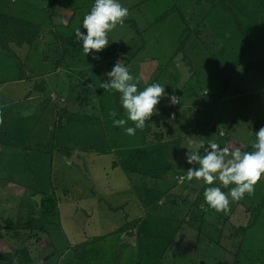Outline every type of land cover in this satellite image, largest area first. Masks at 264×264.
<instances>
[{"label": "rangeland", "instance_id": "rangeland-1", "mask_svg": "<svg viewBox=\"0 0 264 264\" xmlns=\"http://www.w3.org/2000/svg\"><path fill=\"white\" fill-rule=\"evenodd\" d=\"M94 2L0 0L38 28L0 40V264H264V176L217 211L203 193L221 182L189 181L186 161L196 143L234 149L230 134L264 127V0H120L129 15L99 59L76 37ZM117 61L138 91L165 86L135 135L113 125L126 111L102 88Z\"/></svg>", "mask_w": 264, "mask_h": 264}, {"label": "clouds", "instance_id": "clouds-1", "mask_svg": "<svg viewBox=\"0 0 264 264\" xmlns=\"http://www.w3.org/2000/svg\"><path fill=\"white\" fill-rule=\"evenodd\" d=\"M128 15V8L120 0H95L91 11L83 19L82 26L86 31H76L83 52L99 59L96 53L109 46V32L122 24ZM106 75L108 79L103 81L102 88L120 93V104L127 115V119H113V125L122 128L128 135H135L137 129L144 128L146 120L159 111L157 105L166 93L165 86L156 82L138 91V83L134 82L136 78L120 61ZM129 121L134 126L126 127ZM252 148V151H242L240 148L222 147L212 141L207 145L196 143L194 149L188 148L186 161L194 167L187 170V179H202L207 185H213L218 180L222 184L204 189L206 203L211 208L226 211L232 201H239L255 190V185L264 176V127L255 133ZM229 185L235 186L229 188ZM222 187L229 188L228 192Z\"/></svg>", "mask_w": 264, "mask_h": 264}, {"label": "trees", "instance_id": "trees-1", "mask_svg": "<svg viewBox=\"0 0 264 264\" xmlns=\"http://www.w3.org/2000/svg\"><path fill=\"white\" fill-rule=\"evenodd\" d=\"M15 28V30H14ZM37 26L28 23V22H22L19 21L15 18H10L7 17L5 15H0V40H3L4 38L2 36L4 35H10L13 31V35H16L17 38L22 39L26 38L27 42H32L36 36L37 33ZM32 33V34H31ZM29 35H31V37H29ZM141 160L143 161H149L150 160V155H146V154H142V156L140 157ZM53 203L54 205H56L57 203V199L56 197H54L53 199ZM42 208L45 212H47V203L44 201L42 203ZM131 223V222H130ZM135 225V224H134ZM125 231H128V228L126 226L121 227L120 229H118V231L111 233L110 235H117V234H122ZM107 237H109V235L107 236H100V237H93L92 239L87 240L86 242L81 243L80 245H78L77 248H75V257L77 261H85L88 259L89 257V251H88V247L91 245H95L97 243H99L100 241H104L107 239ZM148 251V250H147Z\"/></svg>", "mask_w": 264, "mask_h": 264}, {"label": "crops", "instance_id": "crops-1", "mask_svg": "<svg viewBox=\"0 0 264 264\" xmlns=\"http://www.w3.org/2000/svg\"><path fill=\"white\" fill-rule=\"evenodd\" d=\"M260 88H261V90H260ZM263 88H264V86L262 85V84H259V87H258V85H257V87L255 88L256 89V92H258V91H264L263 90ZM252 90H254V89H251V91ZM252 92H254V91H252ZM230 99L231 98H228V99H226V98H224L223 100H222V102H223V104H226L227 102H230ZM221 102V103H222ZM234 115H232L231 117H232V119H227L229 122H230V124H232L233 122H235L236 120H235V118H236V114H237V112H235V113H233ZM218 117V115L216 116V118ZM218 121H219V119H217ZM234 125H231V128L233 127ZM234 129H236V128H234ZM232 130H233V128H232ZM233 131H235V130H233ZM239 131V130H238ZM238 131L236 132L235 131V133L234 134H230V136H232L231 137V141H229L230 143H231V146H235V147H237V148H240L238 145L239 144H242V143H244L245 144V142H241V139H245V138H250V139H252L253 137H255V133H254V131H251L250 133H248L247 134V136H243V137H241L240 136V134L238 133ZM257 133V132H256ZM251 144V143H250ZM249 144V145H250ZM225 145V144H224ZM228 145V144H227ZM241 149H242V147H241Z\"/></svg>", "mask_w": 264, "mask_h": 264}, {"label": "water", "instance_id": "water-1", "mask_svg": "<svg viewBox=\"0 0 264 264\" xmlns=\"http://www.w3.org/2000/svg\"><path fill=\"white\" fill-rule=\"evenodd\" d=\"M74 162L75 163H81L78 159H77V155L75 156V158H74ZM40 199H41V197H37V202H40ZM78 219H79V221L81 222V223H83L85 220H86V217H85V215H83L82 213H80L79 214V217H78Z\"/></svg>", "mask_w": 264, "mask_h": 264}]
</instances>
